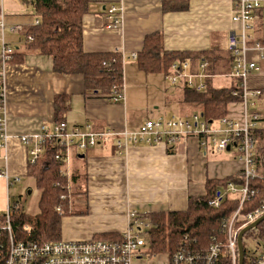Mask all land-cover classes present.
<instances>
[{
    "label": "crops",
    "instance_id": "obj_1",
    "mask_svg": "<svg viewBox=\"0 0 264 264\" xmlns=\"http://www.w3.org/2000/svg\"><path fill=\"white\" fill-rule=\"evenodd\" d=\"M11 1L25 9V13L22 10L20 13H5L6 23L21 24L24 28L31 26L33 17L30 9L23 2ZM88 1V11L82 18L83 51L117 52L126 56L123 64V100L113 103L106 95L86 90L82 75L55 73L49 56L28 52L20 63H10V60L3 76L6 133L9 138L4 145L0 140V216L5 212V194L8 206L18 204L11 199V189H16L19 197L26 186V179L30 178L27 175L30 148L23 146L19 138L37 133L42 125L51 127L54 124L56 96L66 97L64 120L69 127L88 125L96 133L135 131L145 121L159 118L191 120L195 114L203 118L200 106L192 107L180 102L182 82L176 85L171 83V69L167 76L146 74L139 70L136 60L129 58L131 54L142 51L147 36L160 34L164 52L191 55L211 53L214 59L211 63H217L218 73L211 71L212 65L206 59L194 63L184 61L188 63V73L195 76L193 85L204 84L206 91V81L217 88L231 83L232 54L228 41L238 27L232 21L236 0H189L187 8L178 11H165L162 0ZM111 7L116 8L122 18L121 24L115 28L108 27L107 10ZM263 10H256L252 15L248 30L251 42L264 41V32L259 31ZM6 31L3 32L6 44L21 51L26 42H20L18 33L13 34L17 35L13 41H6ZM202 61L208 63L206 71L200 68ZM201 74L209 77L199 78ZM127 80L131 83V91L126 96ZM140 81L146 82L154 90L150 91L148 87L141 90ZM165 81L175 92L157 104L153 96L166 93V88L161 84ZM247 86L248 89L262 91L263 94L255 100L257 104L264 99V62L261 71L248 76ZM172 106L174 113H168L172 112L168 111ZM243 108L241 97L239 102L227 105L225 117L240 118ZM157 112L159 114L155 115ZM259 112L264 128V114ZM80 156L83 158L72 153L63 168L70 177L72 175L73 182L69 183V187L86 194V200L77 201V207L72 200L68 202V212L61 217L62 241L89 240L100 234L120 237L129 227V211L136 210L148 224L145 231L150 242V215L183 212L190 197L205 195L208 180H223L239 173L243 175L244 169L240 153L235 148L224 153H217L210 147L203 150L198 140L193 138L183 140L172 148H167L164 142L138 145L130 147L124 155L117 154L111 140L107 145L92 148ZM229 184L218 187L216 194L226 190ZM72 208L80 216L71 217ZM151 208L155 210L151 212Z\"/></svg>",
    "mask_w": 264,
    "mask_h": 264
},
{
    "label": "built area",
    "instance_id": "obj_2",
    "mask_svg": "<svg viewBox=\"0 0 264 264\" xmlns=\"http://www.w3.org/2000/svg\"><path fill=\"white\" fill-rule=\"evenodd\" d=\"M28 3L35 0H17ZM5 0H0V140L4 145L9 138L6 133L5 120V88L4 70L6 64L12 59L14 48L7 45L3 32L22 33L24 26L21 24H7L4 10ZM264 8V0H236L235 9L232 14V21L238 25L237 32H233L228 41V49L232 54V71L230 77L237 79L242 88L243 111L240 118L225 117L215 122L205 121L201 115L195 114L191 120L186 119H157L145 121L135 131L102 133L93 132L90 127L72 126L65 122L54 123L51 127L42 125L39 131L32 135H25L19 138L20 143L29 147L28 164H34L43 153L44 144L48 141L54 143L57 152L54 159L66 164L72 153L82 154L100 145H107L113 140L117 154L124 155L130 147L138 145H155L164 142L167 148H172L186 139H197L200 148L206 150L212 148L217 153H224L235 148L240 153V160L244 163L243 177L244 184L240 187L232 184L226 190L220 191L215 198L209 201V207L217 209L220 204L231 196H237L240 201L236 209L229 216L220 222L219 234L213 236L204 250L197 246L188 248L180 246L173 252L171 257L153 256L151 258H164L162 264H239L238 235L241 230L254 223L264 216V204L244 212L246 201L259 189H250L248 183L258 181L264 184V158L260 163L255 160L256 140L255 130L263 128L261 113L256 108L257 100L263 93L260 89H248L247 78L253 72H259L264 62V41H250L248 30L250 21L256 10ZM108 27H117L121 24V16L117 9L111 7L107 10ZM38 20L34 19L31 25H37ZM28 37L25 42L31 41ZM136 60L137 54L129 56ZM126 56L121 55L122 67ZM105 67L109 66L104 64ZM208 63L202 61L200 68L206 71ZM170 81L173 85L186 81L188 87L196 91L205 90L204 84L193 85L192 76L188 73V63H174L171 66ZM199 78H208L209 75L201 74ZM233 95H236L234 93ZM107 98L117 103L123 100L122 88L112 87ZM46 141V142H45ZM2 145V146H3ZM63 170L62 176L67 180L66 191L68 196L61 199H69L70 187L69 174ZM151 208L150 211H154ZM61 213L60 207L55 209ZM10 207L4 214L5 223L0 222V251L3 250V234L6 232V253L2 264H141L145 259H151L145 253L149 244L145 227L148 224L139 217L136 210L128 213V229L117 239H89L79 241H59L37 243L34 241H17L12 235L10 228ZM254 229V228H253ZM23 231L28 235L29 227ZM243 247V264H264V239L260 235L248 237L256 239V246L260 249L256 254L247 253ZM263 243H262V242Z\"/></svg>",
    "mask_w": 264,
    "mask_h": 264
},
{
    "label": "trees",
    "instance_id": "obj_3",
    "mask_svg": "<svg viewBox=\"0 0 264 264\" xmlns=\"http://www.w3.org/2000/svg\"><path fill=\"white\" fill-rule=\"evenodd\" d=\"M162 1L165 11H178L186 9L189 0ZM22 2L30 9L32 17L38 20V24L26 27L22 33H18L21 43L28 37H31L32 40L26 42L21 51H17V48L14 49L10 63H20L24 54L34 52L49 56L52 59L53 71L59 75H82L86 90L108 96L113 86L122 88L123 67L120 53H85L83 51L81 28L83 15L88 11V0ZM201 59H206L210 63L214 61L211 58V53L208 52L193 55L185 52H164L161 36L155 33L146 37L142 51L137 54L136 64L139 70L146 74L158 73L167 76L174 63L187 60L194 63ZM104 64L109 66L105 67ZM211 71L219 72L217 63L211 66ZM181 87L180 102L182 105L200 106L203 118L207 122H217L224 118L227 114V105L230 102H239L242 97V86L235 78H232L228 86L222 88L214 87L210 81H206V91L204 92H197L188 87L186 82H182ZM53 110L55 113L54 123L65 122L64 115L67 111L65 96L55 97ZM254 133L255 160L260 163L264 158V128L256 129ZM56 152L57 148L54 143L46 142L40 158L34 164H28L27 167V175L35 180L36 188L40 192L38 213L36 215L25 214L19 210L16 203L9 206L11 211L10 228L17 241L37 243L62 241L61 217H64L68 212L69 199H61L62 196H68L67 180L61 174L62 169L64 170L63 164L54 159ZM72 182L71 175L69 183ZM229 183L237 186L243 185L242 173L223 180H208L205 184V195L190 197L187 209L183 212H160L150 215L152 228L150 242L145 250L149 258L160 254L171 257L173 252L183 245L190 249L197 246L204 250L211 238L219 234L221 220L237 208L238 200L234 198H226L217 209L209 207L208 204L216 196L217 188L226 187ZM248 185L250 189L256 188L259 191L249 198L244 212H249L264 204V184L251 181ZM57 207H60L61 215L55 211ZM4 214L0 216L2 224L5 223ZM25 226L30 228L29 235L23 231ZM256 234L264 239V221L244 235L251 237ZM5 235L6 232L3 234L0 264H2L6 253ZM117 238L119 236L113 234H100L92 239Z\"/></svg>",
    "mask_w": 264,
    "mask_h": 264
},
{
    "label": "rangeland",
    "instance_id": "obj_4",
    "mask_svg": "<svg viewBox=\"0 0 264 264\" xmlns=\"http://www.w3.org/2000/svg\"><path fill=\"white\" fill-rule=\"evenodd\" d=\"M20 2L22 3V1H20ZM21 10L25 13V11H24L25 9L24 10L21 9V7L14 4L11 0H5L3 11L6 14L11 13L12 11H13L12 13H20V12H22ZM259 24H260L259 31L262 33V31L264 32V10L262 11V17H261ZM4 36H5L6 41H8V42L13 41L17 37V35L10 34L8 31L5 32ZM225 81L227 82V80H225ZM139 83L141 84V90L146 89V87H148V89L150 91L154 90L153 87L147 86L146 82L140 81ZM161 84H162V86H164L166 88V93L153 96V98L157 104H159V103L161 104L162 100H164L166 96L173 95V92H175L174 91L175 89L170 87L168 85L167 81H165V83L162 82ZM128 85H129V87H127ZM125 87H126V96H127V94L129 93L130 87H131V83H129L128 80L126 81ZM125 87H124V90H125ZM256 108L264 114V99L259 101ZM168 111H172V112H168V113H174L173 106L168 108ZM161 112H163V111H161ZM157 114H159V112H157L155 115H157ZM235 158H237V155H235ZM25 183H26V186L24 188H22L19 197H18L19 194L17 193V190L13 189V188L11 189V192H10L11 193V199L13 201L15 200L18 202L19 210L23 211L25 214H28V215H35L38 213V200H39L40 192L36 189L35 180L32 177L27 178ZM29 191H30V193H29ZM1 195H2V193H0V196ZM253 196H249V198H251ZM69 198H70V201L71 200L73 201L74 206H76L75 203L78 204L77 201L83 202L86 200V194L82 193L78 189H74L71 186ZM229 198L237 199L238 204H239L240 199L237 196H231ZM248 201H246V203ZM7 208H8V202H7L6 194H5V202H4V210H3V212L5 211L4 213H6ZM1 211H2V207H0V212ZM72 212H73V215L71 217L80 216V213L78 214L77 210H75L73 208L70 210V213H72ZM61 213H62V211H61ZM61 213H59V214L61 215ZM63 241H66V240L63 239ZM243 244H244V248H245V251L247 253V256L250 254H256L257 251L260 249L259 247L256 246V239L252 240V239H249L248 237H244ZM160 256L162 257L164 255L160 254ZM161 261H164V258H160V257L157 258L156 257V258H151V259H146V260L144 259L141 262V264H156V263L158 264Z\"/></svg>",
    "mask_w": 264,
    "mask_h": 264
},
{
    "label": "water",
    "instance_id": "obj_5",
    "mask_svg": "<svg viewBox=\"0 0 264 264\" xmlns=\"http://www.w3.org/2000/svg\"><path fill=\"white\" fill-rule=\"evenodd\" d=\"M80 158H83V156H80ZM262 221H264V216H262L260 219L256 220L254 223L251 225L247 226L243 230L240 231L238 235V250H239V264H243V258H244V253H243V247H242V237L245 233L248 231L252 230L256 226H258Z\"/></svg>",
    "mask_w": 264,
    "mask_h": 264
}]
</instances>
